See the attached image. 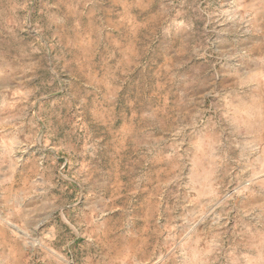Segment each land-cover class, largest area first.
Here are the masks:
<instances>
[{
	"label": "rangeland",
	"instance_id": "1",
	"mask_svg": "<svg viewBox=\"0 0 264 264\" xmlns=\"http://www.w3.org/2000/svg\"><path fill=\"white\" fill-rule=\"evenodd\" d=\"M0 264H264V0H0Z\"/></svg>",
	"mask_w": 264,
	"mask_h": 264
}]
</instances>
